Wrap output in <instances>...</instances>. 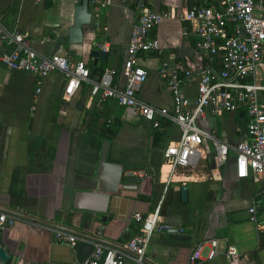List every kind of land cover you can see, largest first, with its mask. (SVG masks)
<instances>
[{
  "label": "crops",
  "instance_id": "crops-1",
  "mask_svg": "<svg viewBox=\"0 0 264 264\" xmlns=\"http://www.w3.org/2000/svg\"><path fill=\"white\" fill-rule=\"evenodd\" d=\"M102 1V7L88 4L90 22L81 27L80 56L68 48L67 41L73 9L80 0H0V22L8 29L26 31L31 48L39 54L81 59L94 73L114 69L113 82L120 87L125 46L140 0ZM143 1L154 10H179L192 2ZM255 1L264 5V0ZM188 26L162 19L152 29L150 36L159 48L138 54L137 63L147 74L136 93L138 99L170 107L171 95L160 70L179 75L191 71L180 90L189 98L194 96L197 73L210 60L196 49L191 34H183ZM3 48L0 41V52ZM90 50H103L106 56L94 59ZM254 79L264 82V46ZM63 85V75L54 71L41 80L36 92L32 73L0 63V206L88 236H79L73 245L57 242L53 227L17 217L0 230V264H78L92 249L89 237L108 246L126 243L139 228L133 214L146 215L158 201L159 221L168 230L152 232L144 252L148 263L187 264L194 245L202 243L197 264H264V196L259 178L251 174L237 178L230 154L219 168V179H210L208 147L206 158L171 173L162 193L168 169L162 150L177 139L178 127L168 123L152 128L114 100L91 96L87 83L65 100ZM238 113L206 111L197 125L223 135L232 146L244 135L245 117ZM103 141L106 160L121 168L118 190L105 199L75 200L73 194L90 183ZM139 170L141 177L135 175ZM212 239L215 254L208 258ZM227 246L235 248V255L225 254Z\"/></svg>",
  "mask_w": 264,
  "mask_h": 264
},
{
  "label": "built area",
  "instance_id": "built-area-1",
  "mask_svg": "<svg viewBox=\"0 0 264 264\" xmlns=\"http://www.w3.org/2000/svg\"><path fill=\"white\" fill-rule=\"evenodd\" d=\"M88 4L102 7L105 2L88 0ZM135 6L121 66L123 82L120 87L113 82L114 69L104 68L99 75H91L81 59L39 54L31 48L26 31L8 29L1 22L0 41L4 48L0 52V63L10 70L32 73L36 92L41 80L56 71L64 77L61 95L65 100L81 83H87L91 96L98 100H114L129 115L148 122L152 128L168 123L176 125L179 130L177 139L162 150L163 161L168 166L162 193L171 173L195 165L199 157L206 158L210 147V179H219V168L232 154L235 176L241 179L251 174L259 178L264 196V82L254 79V73L261 65L264 46V5L255 0H192L187 8L154 10L140 0ZM162 19L187 22L189 26L183 34H191L196 49L210 60L209 65L197 73L192 98L180 90V84L191 71L184 70L179 75L175 71L166 73L160 70L159 75L166 78L165 86L171 95L170 107L150 105L136 95L147 77L146 71L137 63L138 54L158 50L157 39L150 36V32ZM206 111H241L245 117L243 137L230 146L223 135L218 137L197 125V119ZM135 175L141 177L143 172L136 171ZM158 202L146 215L133 214L139 223L138 231L122 244L132 254L93 241L88 257L78 264H145L142 258L152 232L168 228L159 221ZM248 212L252 213L253 207H249ZM16 219L12 214L0 212V230L12 225ZM53 231L57 242L73 245L81 238L65 230L54 228ZM208 244L207 257L211 258L215 254L216 240L212 239ZM201 249L202 243L194 245L187 264H197ZM225 252L227 256H233L236 251L233 246H227Z\"/></svg>",
  "mask_w": 264,
  "mask_h": 264
},
{
  "label": "water",
  "instance_id": "water-1",
  "mask_svg": "<svg viewBox=\"0 0 264 264\" xmlns=\"http://www.w3.org/2000/svg\"><path fill=\"white\" fill-rule=\"evenodd\" d=\"M90 22V12L88 11V0H80V2L75 5L73 9L72 15V24L67 29V41H68V48L73 50L77 56L81 55V41H82V29L83 25H86ZM89 55L92 56L94 59L97 57L105 58L106 52L103 50H90ZM106 148L107 143L106 141L102 142L100 153L98 156V161L96 164L95 171L93 172L92 176L89 177V182L86 183L87 187L84 191H77L73 194L75 200H79L80 197H85L87 199H93L101 197L105 199L107 194L115 193L118 190V185L121 180V168L118 164L108 162L106 160ZM125 180V179H124ZM134 182V179H132ZM181 194L184 198V187L181 188ZM0 212L12 214L16 217H21L27 221L35 222L42 225H47L56 229H61L68 231L72 234L77 236L87 237L85 233L78 231L73 228H69L63 225H59L56 223H52L50 221L32 216L27 215L23 212L16 211L14 209H9L4 206H0ZM85 227V226H83ZM168 230V229H165ZM93 241L100 242L99 239L95 237H89ZM109 246L119 248L126 253H130L127 249H125L122 245L110 243ZM143 263L150 264L144 258H142Z\"/></svg>",
  "mask_w": 264,
  "mask_h": 264
},
{
  "label": "trees",
  "instance_id": "trees-1",
  "mask_svg": "<svg viewBox=\"0 0 264 264\" xmlns=\"http://www.w3.org/2000/svg\"><path fill=\"white\" fill-rule=\"evenodd\" d=\"M100 73H101L100 71H98L97 73H94V72H91V71H90V74H91V75L100 74ZM238 112H240V113H238L239 115H241V114H242V112H241V111H238Z\"/></svg>",
  "mask_w": 264,
  "mask_h": 264
}]
</instances>
